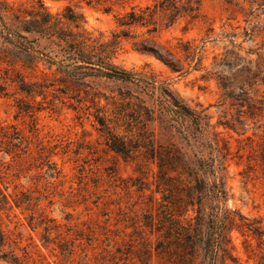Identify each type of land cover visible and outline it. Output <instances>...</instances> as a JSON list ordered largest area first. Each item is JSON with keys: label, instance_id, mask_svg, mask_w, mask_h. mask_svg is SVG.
Here are the masks:
<instances>
[{"label": "trees", "instance_id": "16d2710c", "mask_svg": "<svg viewBox=\"0 0 264 264\" xmlns=\"http://www.w3.org/2000/svg\"><path fill=\"white\" fill-rule=\"evenodd\" d=\"M200 1L154 0L130 6L114 16L115 28L107 36L87 30L82 14L70 5L52 12L43 0L27 4L0 0V97L12 98L18 114L30 118L24 129L15 123L0 124L1 261L224 264L228 234L235 229L258 236V253H252L257 264H264V234L226 206L225 171L231 152L215 130L220 123L210 125L209 116L188 109L165 83L157 84L153 74L127 70L115 62L121 42L134 38L130 29L156 32L159 14L169 21L180 15L196 20ZM39 40L47 43V50L37 49ZM155 45L152 55L172 72L178 71L169 60L179 62L171 51ZM182 47L190 62L201 61L202 45L188 41ZM230 55L233 62L240 60L235 53ZM249 65L245 61L236 70L242 85L229 90L222 83L220 88L229 106L246 107L251 113L259 111L264 100L254 99L243 88L258 74ZM90 78L134 84L151 105L128 92L115 97L94 92ZM64 107L74 112L81 127L84 120L89 122L97 136L94 141L85 140L90 133L83 128L54 139L39 137L35 116L59 114ZM153 124L179 133L187 152L158 143L150 129ZM100 152L131 164L134 176L121 178L114 167L98 169ZM259 155L264 166V140ZM56 156L75 163L68 181L63 180ZM21 176L31 181L30 188L14 184ZM55 201L95 216L79 220L80 214L75 218L67 213L58 221L46 213ZM15 210L26 214V225L37 232L38 244L31 237L22 244ZM39 247L54 259L49 261Z\"/></svg>", "mask_w": 264, "mask_h": 264}, {"label": "rangeland", "instance_id": "374dc122", "mask_svg": "<svg viewBox=\"0 0 264 264\" xmlns=\"http://www.w3.org/2000/svg\"><path fill=\"white\" fill-rule=\"evenodd\" d=\"M13 3L27 4L28 0H7ZM154 0H43L44 4L52 11L61 10L65 5H70L75 12L83 16V25L94 33L104 32L109 36L114 30V16L118 12L128 10L130 6L150 5ZM185 0H182L184 2ZM104 10H108L106 13ZM130 36L134 38L123 40L115 62L131 71H144L154 75L157 84L165 83L188 109L210 117V125H216V131L221 133L229 145L231 158L227 162L225 171V186L228 191L226 206L231 211H237L246 218L253 228L264 234V166L260 159V148L264 140V103L260 110L248 112L246 107L237 109L229 106L225 99L224 91L220 88L222 83L229 85V90L240 86L243 79L236 72L244 62L250 61L249 67L258 72L250 84L243 88L254 99L264 100V0H201L198 3V18L191 20L189 16L180 15L169 21L167 16H157V30L147 33L145 29H130ZM147 40V42H144ZM190 41L195 45H202L201 61L196 64L184 57L182 44ZM181 44H178V43ZM163 46L174 55L179 62L174 64L178 71L172 72L161 61L152 55L151 50H156V45ZM38 50H47V43L43 40L36 42ZM138 50H144L141 53ZM150 52V53H146ZM228 53L224 62L221 58ZM233 52L240 59L233 62L230 57ZM213 57L216 59L213 60ZM224 63V64H222ZM229 63L230 66H227ZM233 65V66H232ZM259 67L257 70L256 67ZM93 88L92 91L106 96H118L120 93H130L145 100L150 106L148 96L142 89L134 84L110 81L104 78L87 81ZM236 93L237 90H234ZM101 103H104L101 100ZM39 137L54 139L64 134L80 132L83 128L90 135L86 141H94L96 133L87 120L82 127L74 119V112L64 107L59 114L41 112L36 116ZM30 118L18 114L12 98L0 97V124L15 123L20 128H26ZM158 143L174 144L187 152L186 144L179 133L164 132L157 124L150 126ZM101 159L96 164L97 168L114 167L116 175L121 178L134 176L132 165L124 163L121 159L113 157L111 153H99ZM58 167L62 168L65 175L63 180L68 181L74 173V162L53 158ZM4 161H9L5 157ZM34 174L31 172L30 174ZM25 188L32 186L28 178L21 176L14 180ZM67 183L64 184L66 188ZM57 200V199H56ZM48 216L62 221L65 214L77 217L81 208L63 207L58 201L47 209ZM18 221L16 231L21 234L22 244L31 237L38 244L37 232L31 231L25 221L26 214L15 210ZM95 214L88 215L83 212L79 220L94 218ZM13 230V223L8 224ZM230 243L227 245V255L224 264H257V245L260 240L252 232L241 235L233 229L228 234ZM261 239L264 241V235ZM40 251L51 261L48 250L39 247ZM252 250L254 253H252ZM232 258V259H230ZM221 263V262H220ZM0 264H9L0 260Z\"/></svg>", "mask_w": 264, "mask_h": 264}]
</instances>
